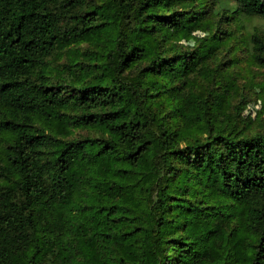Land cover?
<instances>
[{"label": "trees", "instance_id": "trees-1", "mask_svg": "<svg viewBox=\"0 0 264 264\" xmlns=\"http://www.w3.org/2000/svg\"><path fill=\"white\" fill-rule=\"evenodd\" d=\"M213 1L0 0V264H264V0Z\"/></svg>", "mask_w": 264, "mask_h": 264}, {"label": "rangeland", "instance_id": "rangeland-1", "mask_svg": "<svg viewBox=\"0 0 264 264\" xmlns=\"http://www.w3.org/2000/svg\"><path fill=\"white\" fill-rule=\"evenodd\" d=\"M213 3H214V8L227 9L228 12L233 10L235 6L234 3L229 0H214ZM236 16L240 17L238 16V14H236ZM233 19L234 18H230L229 20L231 21ZM239 22L241 23L243 22V27L245 28V30H247V28L252 29L253 27H255L256 29L261 30L264 36V19L254 18L251 21L242 19V21ZM211 26H212L211 21H204L201 22L200 24H192V25L189 24V26H186V28L180 30L182 34L184 33L183 38L180 39L186 44H193L195 39H197L198 37L207 35L209 33V29L211 28ZM240 48L241 50L239 51V53H237L236 51L234 55L237 61H239V66L245 69V61H246L245 58L248 56L249 52L243 50L244 48L242 45H240ZM205 50L206 48L203 49V52H205ZM255 74L257 75V78L255 79L256 84L254 87L255 94L250 95V101L243 111V115L251 119H256L260 110L261 109L262 111L264 110V84H262V80L264 79V68L257 69V71H255Z\"/></svg>", "mask_w": 264, "mask_h": 264}, {"label": "bare ground", "instance_id": "bare-ground-1", "mask_svg": "<svg viewBox=\"0 0 264 264\" xmlns=\"http://www.w3.org/2000/svg\"><path fill=\"white\" fill-rule=\"evenodd\" d=\"M257 18V17H256ZM250 20H251V18H250ZM250 20H248V21H250ZM248 24V23H247Z\"/></svg>", "mask_w": 264, "mask_h": 264}]
</instances>
